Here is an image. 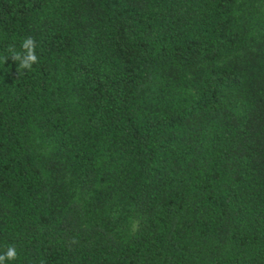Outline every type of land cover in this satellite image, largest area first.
I'll return each mask as SVG.
<instances>
[{
    "label": "trees",
    "instance_id": "trees-1",
    "mask_svg": "<svg viewBox=\"0 0 264 264\" xmlns=\"http://www.w3.org/2000/svg\"><path fill=\"white\" fill-rule=\"evenodd\" d=\"M6 264H264V0H0Z\"/></svg>",
    "mask_w": 264,
    "mask_h": 264
},
{
    "label": "clouds",
    "instance_id": "clouds-1",
    "mask_svg": "<svg viewBox=\"0 0 264 264\" xmlns=\"http://www.w3.org/2000/svg\"><path fill=\"white\" fill-rule=\"evenodd\" d=\"M9 59L17 65L18 77L25 72L33 71V65L39 62V56L36 52V41L32 37H25L21 41L20 49L15 45H10L7 49V55L0 56V61L5 64ZM18 253L14 245L7 247L6 251L0 253V264H6L7 261H15Z\"/></svg>",
    "mask_w": 264,
    "mask_h": 264
}]
</instances>
